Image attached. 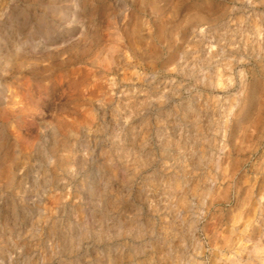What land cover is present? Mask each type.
<instances>
[{"label":"rangeland","instance_id":"rangeland-1","mask_svg":"<svg viewBox=\"0 0 264 264\" xmlns=\"http://www.w3.org/2000/svg\"><path fill=\"white\" fill-rule=\"evenodd\" d=\"M0 264H264V0H0Z\"/></svg>","mask_w":264,"mask_h":264},{"label":"bare ground","instance_id":"bare-ground-1","mask_svg":"<svg viewBox=\"0 0 264 264\" xmlns=\"http://www.w3.org/2000/svg\"><path fill=\"white\" fill-rule=\"evenodd\" d=\"M204 80H205V79H204ZM204 83L207 84V82H204ZM239 87H240V85H239ZM236 99H237V98H236ZM234 103H235V101H234ZM214 149H215V148H214ZM168 205H169V204H168ZM167 207H168V206H167ZM172 212H173V211H172ZM175 218H176V217H175ZM175 218H174V219H175ZM155 235H156V234H155ZM167 238H168V237H167ZM166 242H167V241H166ZM262 246H263V245H262ZM140 247H141V246H140ZM255 248H257V246H256ZM141 249H143V248H140V250H141ZM257 249H258V248H257ZM140 250H139V251H140ZM142 252H143V251H142ZM142 254H143V253H142ZM260 257H261V256H260Z\"/></svg>","mask_w":264,"mask_h":264}]
</instances>
